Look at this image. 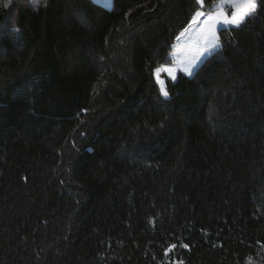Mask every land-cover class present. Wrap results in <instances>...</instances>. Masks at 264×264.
Returning a JSON list of instances; mask_svg holds the SVG:
<instances>
[{
	"label": "trees",
	"instance_id": "1",
	"mask_svg": "<svg viewBox=\"0 0 264 264\" xmlns=\"http://www.w3.org/2000/svg\"><path fill=\"white\" fill-rule=\"evenodd\" d=\"M258 3L163 116L195 0H0V264H264Z\"/></svg>",
	"mask_w": 264,
	"mask_h": 264
},
{
	"label": "snow or ice",
	"instance_id": "2",
	"mask_svg": "<svg viewBox=\"0 0 264 264\" xmlns=\"http://www.w3.org/2000/svg\"><path fill=\"white\" fill-rule=\"evenodd\" d=\"M32 3L34 5H38L40 0H32ZM195 4L198 7L196 8L194 15H192L187 27H185L183 31H181V33L176 37V39L179 41L192 29L203 25V27L200 29L203 35V47L201 48L199 46L200 41H197V46L191 56L190 61L180 69V71H183L188 76H192L193 69L197 66L196 61L199 60L200 56L205 53H211L213 50L221 47L219 37L216 35L218 25L232 26L239 29L241 25L245 24L247 19L255 15L258 11V8L261 7V5L258 3V0H223L219 6V9L216 11H206L205 0H195ZM225 6L231 8L232 11L230 15L226 11ZM5 7H8V5H5ZM163 71H166L173 80L176 79L174 74L175 69L165 67ZM160 72L161 69H156L155 71L158 84L160 83ZM160 92L162 96L168 98L169 94L165 87H161ZM182 246L185 248L188 247V245ZM175 247L176 245H171L165 251V255L167 256L168 252H170Z\"/></svg>",
	"mask_w": 264,
	"mask_h": 264
},
{
	"label": "rangeland",
	"instance_id": "3",
	"mask_svg": "<svg viewBox=\"0 0 264 264\" xmlns=\"http://www.w3.org/2000/svg\"><path fill=\"white\" fill-rule=\"evenodd\" d=\"M32 2V0H28ZM95 2L104 3L109 2L111 0H93ZM223 0H205V10L206 11H216L219 9L220 4ZM107 7V4H105ZM226 11L228 14H231V8L225 6ZM201 25L200 27L192 29L189 33H187L184 37H182L179 41L177 40L173 52L170 55V61L161 65L158 69H161L159 73L160 76V83H157V76L155 74L156 83L161 89V87H165L168 91V98L162 96L166 102L161 104L160 112L163 116L165 115H177L182 114L190 107H192L196 103V97L193 91V87L191 84V76L186 75L183 71H180L182 67L186 63H188L191 59V56L197 46L196 42L200 41L199 46L203 47V35L201 33ZM232 26H224L218 25L216 30V35L218 31L222 28H229ZM210 53H205L200 56L199 60L196 61V67L193 69V72L199 66L201 61ZM173 68L175 69V77L176 79L173 80L166 71L163 69ZM161 93V92H160Z\"/></svg>",
	"mask_w": 264,
	"mask_h": 264
},
{
	"label": "crops",
	"instance_id": "4",
	"mask_svg": "<svg viewBox=\"0 0 264 264\" xmlns=\"http://www.w3.org/2000/svg\"><path fill=\"white\" fill-rule=\"evenodd\" d=\"M106 3H107V2H105V4H106ZM105 4H104V5H105Z\"/></svg>",
	"mask_w": 264,
	"mask_h": 264
}]
</instances>
